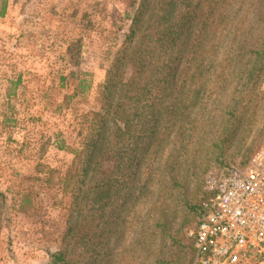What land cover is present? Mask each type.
Instances as JSON below:
<instances>
[{"label": "rangeland", "instance_id": "374dc122", "mask_svg": "<svg viewBox=\"0 0 264 264\" xmlns=\"http://www.w3.org/2000/svg\"><path fill=\"white\" fill-rule=\"evenodd\" d=\"M5 1L0 264H47V251L65 246L69 217L67 242L84 255L78 264H193L188 233L207 175L245 166L264 150V0H199L195 19L170 48L161 102L132 107L137 115L126 121L144 136L137 148L139 140L125 147L134 185L114 186L86 218L75 207L68 211L70 188L59 179L73 166L83 113L101 102L133 106V93L120 84L136 66L115 56L141 0ZM153 3L147 1L131 46L140 43ZM144 119L150 122L142 133Z\"/></svg>", "mask_w": 264, "mask_h": 264}, {"label": "trees", "instance_id": "16d2710c", "mask_svg": "<svg viewBox=\"0 0 264 264\" xmlns=\"http://www.w3.org/2000/svg\"><path fill=\"white\" fill-rule=\"evenodd\" d=\"M147 1L141 0L131 19L129 33L125 34L121 48L115 56V62L125 58L136 66L126 81L120 84L122 89L133 93L129 97L133 106L130 105V109L125 108L128 103L124 100L113 103L101 102L98 111L83 113L82 122L79 124L81 138L77 147L71 150L74 156L73 166L69 169L70 174L67 177L59 179L60 184H64L66 189L70 188L68 192L72 200L65 206L68 211L74 207L78 209L82 218L89 216V212H93L95 206H101L103 199L114 186L134 185L135 172L128 170L129 161L133 160V156L125 152V147H132L139 140L136 144L137 148L144 136L140 133L135 134L133 132L135 124L132 122L126 125V121L130 114L137 115L132 107L137 108L140 103H144L147 107L148 104L161 102L162 91L166 88L162 84H169L168 77L173 67L170 48L182 34L183 28L195 19L199 6V0H154L153 8L140 29L141 41L131 46L136 34V25ZM5 9L6 1L2 0L0 17L4 16ZM114 65L115 63L110 68ZM18 81L16 84L19 83ZM104 86L108 96L112 95L114 84L110 76ZM121 106L124 108L120 112ZM141 114L140 112L139 115ZM154 116L155 123L159 119L158 113H154ZM144 117L149 118V116ZM144 120L146 123L141 124L142 133L147 130V124L150 122L149 119ZM136 163L139 164V161ZM48 172L53 170L48 169ZM83 186L85 190L79 195ZM30 204L27 200L28 208L24 210L25 213L30 211ZM65 206L62 208L64 209ZM70 221L71 218H67V232L61 240L65 241V246L53 252L47 251L49 257L47 264H78L75 258L77 256L83 258L84 255L81 252H74L67 242V235L73 230V223L71 224Z\"/></svg>", "mask_w": 264, "mask_h": 264}, {"label": "built area", "instance_id": "2783aa9c", "mask_svg": "<svg viewBox=\"0 0 264 264\" xmlns=\"http://www.w3.org/2000/svg\"><path fill=\"white\" fill-rule=\"evenodd\" d=\"M197 211L193 264H264V150L210 172Z\"/></svg>", "mask_w": 264, "mask_h": 264}]
</instances>
